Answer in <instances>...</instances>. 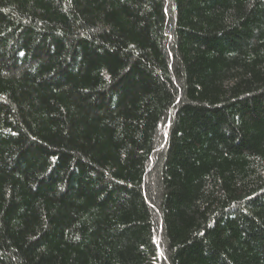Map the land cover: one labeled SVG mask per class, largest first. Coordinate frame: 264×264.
I'll return each mask as SVG.
<instances>
[{"label":"trees","instance_id":"1","mask_svg":"<svg viewBox=\"0 0 264 264\" xmlns=\"http://www.w3.org/2000/svg\"><path fill=\"white\" fill-rule=\"evenodd\" d=\"M0 264H264V0H0Z\"/></svg>","mask_w":264,"mask_h":264}]
</instances>
